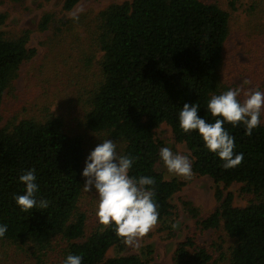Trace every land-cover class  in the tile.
I'll return each mask as SVG.
<instances>
[{"label": "trees", "instance_id": "16d2710c", "mask_svg": "<svg viewBox=\"0 0 264 264\" xmlns=\"http://www.w3.org/2000/svg\"><path fill=\"white\" fill-rule=\"evenodd\" d=\"M79 1L64 0L62 10L71 11ZM246 5L245 12L262 19L264 0ZM229 7L236 11V0ZM229 18L217 2L203 0H123L96 16L90 58L100 54L98 78L87 94L84 129L106 134L120 146L119 154L136 158L130 176L154 178L158 221L172 215L171 197L186 185L166 180L156 169L160 145L154 131L160 125H167L174 140L185 145L194 176L208 177L216 185V207L205 217L198 218L189 203L183 204L199 230L221 229L225 236L209 244L187 237L177 245L173 264H264V121L251 136L243 125H223L235 138L234 151L244 154L242 163L231 169L205 147L198 131L185 133L179 126L185 103H198V115L214 123L207 104L213 95L231 89L221 76ZM51 22L45 14L38 30H47ZM260 24L251 31L252 50L254 45L264 48ZM28 40L29 31L15 37L0 32V104L22 63L35 54L27 48ZM260 61L262 70L264 56ZM84 146L82 136L67 132L63 118L52 114L41 121L20 120L10 129L0 127V226L7 225L0 243L29 245L42 255L59 240L64 247L58 264L69 255H81L82 264H148L137 255L106 257L112 247L123 249L114 224H98L86 235V214L79 209ZM31 169L37 200H47L49 206L24 212L14 196L24 194L20 176ZM233 184L249 197L246 206H233L234 196L227 190Z\"/></svg>", "mask_w": 264, "mask_h": 264}, {"label": "rangeland", "instance_id": "374dc122", "mask_svg": "<svg viewBox=\"0 0 264 264\" xmlns=\"http://www.w3.org/2000/svg\"><path fill=\"white\" fill-rule=\"evenodd\" d=\"M63 1L0 0V16H3L0 32L6 37H15L29 31L27 48L35 51L31 59L22 63L17 78L4 92L0 104V127L10 129L23 119L41 121L49 114L59 116L63 118L67 132L79 133L83 138L84 169L90 152L108 138L104 133H91L83 127L84 114L88 110L87 94L98 78L97 60L100 54L95 55L94 59L90 58L92 50L94 51L92 38L96 29V16L107 6L121 4L123 0H80L69 12L62 10ZM203 1H215L230 14L229 34L222 53L223 82L231 89L258 87L264 91V66L262 70L260 67L264 48L254 45L252 50L248 44L252 29H257L260 23L261 28L264 26V15H261L260 20L245 12L246 4L250 0H236V11L229 7L231 0ZM45 14L51 16L52 22L47 30L40 31L38 26ZM246 81L250 83H245ZM261 120L264 121V115ZM154 132L160 149L169 147L174 152L189 154L184 144L174 140L167 125H160ZM116 151L119 154L118 144ZM156 169L166 180L178 179L186 182L171 197L172 215L158 221L136 244L128 245L123 242V249L120 251L116 247L110 248L107 258L137 255L148 264H173L177 245L187 237H194L200 244H209L212 241L218 243L220 237L225 236L221 229L199 230L197 219L187 212L183 204L189 203L197 211L198 218L213 211L216 207V185L210 178L193 175L190 179H185L169 173L161 158ZM84 182L83 177V184ZM219 187L223 188L221 184ZM240 188L241 185L233 184L227 189L234 196V207L248 204L249 197L241 195ZM97 204L98 195L94 189L92 192L82 191L79 209L86 214V235L100 224L96 216ZM173 224L178 227L173 228ZM63 247L64 244L56 240L51 249L37 255L29 245L0 243V264H58Z\"/></svg>", "mask_w": 264, "mask_h": 264}, {"label": "clouds", "instance_id": "9594fccd", "mask_svg": "<svg viewBox=\"0 0 264 264\" xmlns=\"http://www.w3.org/2000/svg\"><path fill=\"white\" fill-rule=\"evenodd\" d=\"M207 109L216 118L214 123L198 115V103H185L179 112L180 128L185 133L198 131L205 147L223 161L225 169L239 166L244 154L234 151L235 138L223 125L226 122L233 127L243 125L245 134L251 136L253 130L260 126L261 116L264 115V91L258 87L229 89L220 95H213ZM116 149V142L107 138L90 152L82 172L85 178L82 188L85 192L94 189L98 195L96 216L99 223L106 227L114 224L116 235L123 238L124 243L134 245L158 222L159 205L154 200L153 187L155 180L147 176H130L136 158L118 154ZM190 155L174 152L169 147L159 151L169 173L185 179L194 175ZM34 173L35 169H31L20 176V181L26 186L25 192L14 196L16 204L24 212L49 206L47 200H37L38 184ZM172 227L178 225L173 224ZM6 231L7 225L0 226V238L4 237ZM82 260L81 255H69L64 264H82Z\"/></svg>", "mask_w": 264, "mask_h": 264}]
</instances>
